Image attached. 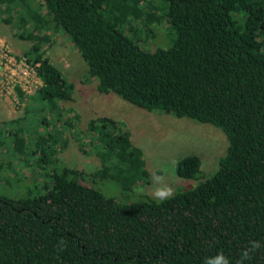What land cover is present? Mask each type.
I'll return each instance as SVG.
<instances>
[{
  "label": "trees",
  "instance_id": "1",
  "mask_svg": "<svg viewBox=\"0 0 264 264\" xmlns=\"http://www.w3.org/2000/svg\"><path fill=\"white\" fill-rule=\"evenodd\" d=\"M12 14L17 38L30 43L23 56L36 65L42 86L10 123L41 108L61 120L60 104L72 100L74 84L46 52L61 34L99 94L212 125L228 145L209 178L162 203L149 196L121 203L85 181L92 176L66 167L43 193L0 196V264H202L219 251L235 264L249 241L264 242V0H0V15ZM162 19L171 45L146 50L138 34L154 37L152 25ZM37 121L42 135L10 131L12 151L19 162L27 151L39 155L37 164H54L62 139L47 129L50 119ZM87 129L97 133L100 180L128 192L148 177L126 132L105 119L89 121ZM200 167L198 156L187 155L176 174L196 180ZM60 240L67 242L63 249ZM249 264H264V254Z\"/></svg>",
  "mask_w": 264,
  "mask_h": 264
},
{
  "label": "rangeland",
  "instance_id": "2",
  "mask_svg": "<svg viewBox=\"0 0 264 264\" xmlns=\"http://www.w3.org/2000/svg\"><path fill=\"white\" fill-rule=\"evenodd\" d=\"M34 2L40 3L41 0ZM17 22L15 14L0 15V47L7 46L13 55L24 58L23 53L30 43L17 38ZM161 22L160 26L151 23L154 37L146 38V34H138L141 40L146 39V50L165 49L171 45L173 33L163 19ZM46 47L52 63L74 84L72 100L61 102L59 112L62 117L58 123L54 121V116H50V111L46 112L43 108L38 115L32 114L19 123H10L9 120L23 115L22 109L13 107L9 99L0 96V196L21 199L30 191L32 195L43 193L54 177L65 174L62 169L66 167L87 173L92 177L85 181L104 196L128 204L138 202L144 196L153 198L154 189L160 186L158 177H164V183L177 193L194 188L216 171L219 158L225 154L228 145L225 135L218 128L187 118L150 112L125 102L114 93L99 94L95 89L96 81L86 78L85 63L63 35L53 36L52 43ZM39 117L50 119L47 129H55L62 139L54 146L57 150V162L54 164H37L39 155L27 151H22L23 157L19 162L18 152L12 151L14 135L10 131L20 127L27 135H42L44 128L41 129V123L37 121ZM96 119H105L110 128L118 127L121 133L126 132L130 145L141 156L142 167L148 177L138 181L131 191L123 192L116 183L98 177L101 163L93 144L97 133L87 129L89 121ZM62 142L64 145L60 148ZM82 148L86 152H82ZM187 155H196L201 160L196 180H185L176 174V163ZM25 162L34 165L26 167Z\"/></svg>",
  "mask_w": 264,
  "mask_h": 264
},
{
  "label": "built area",
  "instance_id": "3",
  "mask_svg": "<svg viewBox=\"0 0 264 264\" xmlns=\"http://www.w3.org/2000/svg\"><path fill=\"white\" fill-rule=\"evenodd\" d=\"M35 67L25 58L13 55L7 46L0 47V96H5L19 110L24 107V101L42 86ZM16 89L23 94V101L19 100Z\"/></svg>",
  "mask_w": 264,
  "mask_h": 264
},
{
  "label": "clouds",
  "instance_id": "4",
  "mask_svg": "<svg viewBox=\"0 0 264 264\" xmlns=\"http://www.w3.org/2000/svg\"><path fill=\"white\" fill-rule=\"evenodd\" d=\"M157 183L160 186L156 187L152 193L153 198L157 202L162 203L174 198L175 192L164 183V177H158ZM66 244L67 242L65 240L58 241V247L61 249L66 247ZM257 253L264 254V242L258 240L249 241L248 245L241 251L240 257L235 261V264H249ZM202 264H232V260L223 251H219L214 255L204 257Z\"/></svg>",
  "mask_w": 264,
  "mask_h": 264
}]
</instances>
